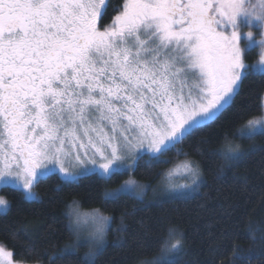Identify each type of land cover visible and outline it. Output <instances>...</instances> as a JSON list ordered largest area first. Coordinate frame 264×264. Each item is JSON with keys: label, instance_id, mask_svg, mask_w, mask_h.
Instances as JSON below:
<instances>
[{"label": "snow or ice", "instance_id": "1", "mask_svg": "<svg viewBox=\"0 0 264 264\" xmlns=\"http://www.w3.org/2000/svg\"><path fill=\"white\" fill-rule=\"evenodd\" d=\"M116 11L106 24V0H0V184L26 199L42 169L109 180L126 156L215 121L245 78L252 21L264 27V0H122Z\"/></svg>", "mask_w": 264, "mask_h": 264}, {"label": "trees", "instance_id": "2", "mask_svg": "<svg viewBox=\"0 0 264 264\" xmlns=\"http://www.w3.org/2000/svg\"><path fill=\"white\" fill-rule=\"evenodd\" d=\"M121 4L122 0L109 1L104 23L114 18ZM245 61V78L233 102L215 121L158 157L143 155L132 172L154 185L171 165L191 158L199 162L205 177L198 192L160 201L137 200L129 193L107 199L105 191L119 186L129 171L115 173L109 180L91 173L74 182L50 173L36 181L34 200L26 199L15 187L0 189L10 200L8 209L0 211V243L24 263L50 264L51 256L65 264H85L82 248L64 252L72 241L66 206L77 199L83 207L100 208L113 218L107 242L94 264H139L142 257L157 252L170 226L183 232V254L168 264H264V231L248 229L249 221L264 226V132L243 138L242 143L253 149L223 174L218 172L217 149L224 137L236 138L238 125L263 112L264 72L253 69L258 61L256 47L245 51Z\"/></svg>", "mask_w": 264, "mask_h": 264}, {"label": "clouds", "instance_id": "3", "mask_svg": "<svg viewBox=\"0 0 264 264\" xmlns=\"http://www.w3.org/2000/svg\"><path fill=\"white\" fill-rule=\"evenodd\" d=\"M259 28V36H253L250 43L258 49V59L264 57V27L257 24ZM258 132H264V113L259 116L250 117L238 125L236 129L237 135L241 138L252 139ZM218 172L223 174L225 169L234 165L243 151V145L230 136H225L218 149ZM156 155L158 153H152ZM139 158L132 155L126 156L123 162L125 168L129 169V175L122 178L119 188L106 190L105 198L111 199L112 193L124 189L137 200H143L148 195L149 186L136 178L132 174ZM195 167L194 174L185 173L180 177V182L176 180L175 168L167 169L161 174L158 186L165 192H181L189 191L195 193L199 191L201 182L204 177L203 170L198 164L190 160H185ZM183 161V162H185ZM149 161H145L148 163ZM155 195L156 189H152ZM0 210H6L10 205L8 197L0 193ZM67 223L71 232L72 241L65 245V248L79 252L81 248L82 259L85 264H94L100 250L107 242L108 229L112 222V216L100 208H92L86 210L81 207L79 200H71L66 206ZM123 225L124 218H120ZM248 229L251 233H255L258 229L264 231V226L254 225L248 222ZM183 242V232L176 226H170L166 229L164 238L156 253L142 257L139 264H168V260L180 250Z\"/></svg>", "mask_w": 264, "mask_h": 264}, {"label": "rangeland", "instance_id": "4", "mask_svg": "<svg viewBox=\"0 0 264 264\" xmlns=\"http://www.w3.org/2000/svg\"><path fill=\"white\" fill-rule=\"evenodd\" d=\"M106 1H107V0H106ZM257 24H258L257 21H252V25H251L252 28H253V30H254L255 33H256V37L259 36V28L257 27ZM240 26H241V28H242V31L246 32V31H247V28L249 27V24H248V18H246V17H242V18H240ZM241 43H242V44L244 43L243 38H242ZM246 43H247V47H246L245 51H246L247 49H250L251 47H253V44L250 43L249 41H246ZM245 63H246V61H245ZM246 65H247V63H246ZM253 69L256 70V71L264 72V65H261L260 62H259V59H258V61H257L256 63H254V65H253ZM240 83H241V82H240ZM239 86H240V85H239ZM238 89H239V87L237 88L236 92L238 91ZM234 95H235V94H234ZM262 113H264V109H263V112H262ZM258 116H259V115H258ZM258 133H261V132H258ZM258 133H257V134H258ZM234 139H235L237 142H239L240 144L243 145V151H242L240 157L238 158V160H239V159H241L243 156H245V155H246L251 149H253V147H247V146H245V145L242 143L243 138H241L239 135H237L236 138H234ZM169 147H170V146H168V147L162 149L161 153H162L163 151H165V150H166L167 148H169ZM161 153H158V154H156V155H153V154L150 153V152H145L144 155H148V156H151V157H158ZM185 160H190V161L194 162L195 164H198L199 167L201 168L199 162H197L196 160L191 159V158H186V159H183V160L178 161V162H176L175 164L171 165L168 169H172V168L177 167L179 164H181V163H182L183 161H185ZM201 169H202V168H201ZM122 171H129V170H128L127 168H124ZM50 173H58V174L64 179V177L62 176V174H60V173L58 172V170H56V169L50 167V168H48V169H42V170H40V173H39V175H38V177H37V180H38L39 178H42V177L47 176V175L50 174ZM91 173H97V174H99L100 176H102V175L99 173L98 170H97L96 172H93V171H91V170L85 171V170L81 169V170H79V175H78V178H77V179H79V178H80L81 176H83V175H87V174H91ZM182 175H183V174H181V173H176V180H177V182H180V177H181ZM37 180H36V181H37ZM64 180H65V179H64ZM140 181H141V180H140ZM159 181H160V180H159ZM159 181H158V182H159ZM142 182H143V181H142ZM158 182H157L156 184H154V185L144 182L146 185L149 186V192H148V195L145 197V199H148V200H150V201H160V200H165V199H169V198H173V197H186V196H190V195H193V194L196 193V192H195V193H192V192H189V191H181V192H174V193H172V192H165L161 187L158 186ZM204 182H205V177H203V180H202V182H201V186H202V184H203ZM35 183H36V182H35ZM35 183H34V186H35ZM201 186H200V188H201ZM2 187H4V185L0 184V189H1ZM15 188H18V189H20V190H22V191L24 192V190H23L22 188H20V187H15ZM116 188H119V186L114 187V188H111V189H109V191H111L112 189H116ZM200 188H199V190H200ZM152 189H156V193H155V195L153 194ZM32 191H33V193L35 194V197L37 198V193H36L34 187H33ZM197 192H198V191H197ZM124 193H127V192H124ZM76 200H77V199H76ZM79 202H80V201H79ZM80 205H81V203H80ZM81 207L84 208V209H86V210H90V209H92V208H85V207H83L82 205H81ZM7 209H8V208H7ZM7 209H6V210H7ZM6 210H0V211H6ZM182 243H183V242H182ZM104 246H105V245H104ZM0 248H3V249L5 250V252H11V251H10L6 246H4L2 243H0ZM103 248H104V247H103ZM103 248H102V249H103ZM102 249H101V250H102ZM101 250H100V251H101ZM11 253H12V252H11ZM182 254H183V247H182V245H181L180 250L178 251V253L175 254V255H172V256L169 258L168 261H172V260H175V259L180 258V257L182 256ZM0 264H32V263H24V262L17 261V260L14 259L13 255H12L10 258L7 257V256H5V257H0ZM34 264H36V263H34Z\"/></svg>", "mask_w": 264, "mask_h": 264}, {"label": "flooded vegetation", "instance_id": "5", "mask_svg": "<svg viewBox=\"0 0 264 264\" xmlns=\"http://www.w3.org/2000/svg\"><path fill=\"white\" fill-rule=\"evenodd\" d=\"M109 1H110V0H107V1H106V11H107V8H108V6H109ZM118 8H119V7H118ZM109 23H110V22H109Z\"/></svg>", "mask_w": 264, "mask_h": 264}]
</instances>
